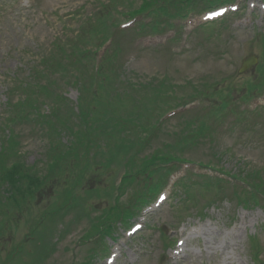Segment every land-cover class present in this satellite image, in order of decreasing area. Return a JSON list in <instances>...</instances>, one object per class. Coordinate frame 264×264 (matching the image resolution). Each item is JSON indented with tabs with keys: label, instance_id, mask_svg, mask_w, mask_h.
I'll use <instances>...</instances> for the list:
<instances>
[{
	"label": "rangeland",
	"instance_id": "1",
	"mask_svg": "<svg viewBox=\"0 0 264 264\" xmlns=\"http://www.w3.org/2000/svg\"><path fill=\"white\" fill-rule=\"evenodd\" d=\"M142 1L0 0V126L3 124L1 121L10 114L6 112L7 108L4 106L7 98L10 102L9 110L17 101L21 103V106L31 107V104L36 101L42 105H50L48 100L52 92L56 89L59 92L66 89L65 96L69 99V104L75 106L79 92L65 83L66 80L75 77L73 66L61 72L49 70L31 81L27 79L29 65H37L42 57L49 58L53 45L65 42L67 39L77 45L79 50L84 48L92 50L93 46L97 45L96 41L99 38L97 34L101 31L94 29L100 27V23L85 21L84 18L99 12L100 5H103L101 14L107 8V4L109 6L103 18V27H105L118 21L121 11L138 7ZM252 19V26L246 28H236L233 20L227 21L224 25H216L215 28L206 30L210 37L207 32L195 34L185 42L186 45L183 48L180 46L170 47V49L167 47L146 48L154 44L156 40L138 39L136 42L134 38L132 42L131 34L127 32L122 35L120 41L128 50L124 67L126 76L123 78L121 88L117 91L124 97L125 106L120 105L122 99L120 103L116 99H111L109 103L104 104L105 107L100 108L101 113H96V118L101 120L109 113L111 117L128 118L126 119L130 121L126 129L128 133L124 135L128 141H132L134 137L138 141L141 123L145 116L159 107L165 108L181 99H188L194 91H201L202 85L218 83L217 87H221V85L233 84L236 90L232 93L236 100L243 82L255 74V66L250 67L244 74L238 73L242 59L250 53L257 60L264 59V15L255 14ZM245 23H247L246 19ZM90 25L93 26L90 27ZM176 48L185 51L183 54H176ZM163 79H166V82H160ZM222 79L225 81H221ZM252 79L255 80L256 77ZM17 80L31 82L28 86L14 88ZM231 80L232 84H230ZM159 84H162V87L159 88ZM44 86H47V89ZM155 90L164 93L158 97L159 103L155 101L153 94ZM205 104L207 102L202 100L194 101L190 113L199 112L202 113L199 116L203 117L207 112ZM246 105L248 109L254 108L252 101L243 104L244 107ZM54 106L56 107L54 118L42 119L40 109L38 108L35 112V108L31 107L29 122L22 121L13 126L16 135L14 140L19 144L18 151L24 154V163L27 165L36 163L35 171L39 177L48 179L45 183L48 188L44 187L40 196L34 199V203L27 205L23 209V214L19 213V221L14 222L16 232H6L5 238L4 234L0 237V260L12 248L15 241L10 239L12 236L20 241L29 232L32 218L45 210L50 211L54 202L62 203L61 191L65 187L74 188L72 183L78 173L73 169V165L80 161L65 146H69L73 135H80L78 130L83 129L84 124L81 123L80 118L73 120V117L65 115V105L54 103ZM44 108L45 106L41 107V113ZM262 113L264 116V110ZM130 119L133 120L132 123ZM148 119L146 118V121ZM177 120L166 122L159 136L146 150L147 158L155 159V154H152L155 150L163 154L173 152L184 159L211 163L216 168H222L231 174L254 173L264 180V141L260 138L264 135V122L252 123L251 128L255 127L256 131L252 134L245 132L244 127L240 125L229 131L227 128L231 126L229 124L232 121L229 116L224 120L222 127L219 126L223 134H218L216 137L206 129L198 130L196 127H189V138L194 143L181 147L186 128L183 129L184 123ZM210 122L213 123V119ZM194 131L199 132H197L200 134L198 138L191 137ZM59 133L60 135L56 136ZM100 143L104 146L106 140L101 139ZM50 147H52L51 153L48 151ZM103 152L91 161L89 173L81 184L79 183L81 188L75 191L77 196L84 199L82 207L80 209L76 207L62 214L53 225L54 234L43 264L86 263L85 259L93 243L80 240L89 236L92 228L102 221L97 217L114 204V192L120 185L123 172L128 171V162L116 161L108 166L106 161L111 158L112 151L104 148ZM1 157L2 155L0 160ZM9 157L8 154H4V162H0L2 172L10 163ZM60 158L64 159L65 167L62 171L56 169L54 171L56 176H54L47 168L50 162ZM137 188H140L138 183L128 186L127 194L121 195L122 206L128 204ZM111 189H113V196H110ZM130 195L131 198H129ZM209 199L198 196L191 205H182L178 199L172 201L169 199L161 210L151 217L146 229L124 248V258L119 264H174L167 260L168 251L163 249L164 239L170 240L168 237L170 228L184 216L186 217L182 220V225L199 223L207 228V231L210 230V247L205 249V240L190 241L186 257L176 264H254L251 254L254 244L252 240H255L258 246L260 255L257 260L264 263V204L261 207L251 204L249 208H244L228 201L215 202L214 205L202 211L201 215V208ZM193 204L195 205L192 206ZM5 208L7 215H4L3 220L0 219V232L3 221L7 217L8 222L10 215L13 214L10 203L9 208ZM89 210L92 212L88 218H85V215L83 217V213L87 214ZM53 219L49 221L52 222ZM122 229L121 224L115 226L113 239H104L103 246L110 247L114 239L121 237ZM233 229L235 236L231 233ZM37 233L40 238H46L47 227L44 229L38 227ZM174 235L171 234V236ZM54 238H60L57 244H54ZM233 238H236L234 242ZM224 245H228V248L232 246L229 250L233 251L232 256L226 255L227 252L221 254ZM215 249L218 250L216 251L218 255L214 252ZM53 252H55L54 255ZM228 257L232 259L229 260ZM32 260V255L22 253L14 264H28ZM92 264H103V261H99L97 257Z\"/></svg>",
	"mask_w": 264,
	"mask_h": 264
},
{
	"label": "snow or ice",
	"instance_id": "2",
	"mask_svg": "<svg viewBox=\"0 0 264 264\" xmlns=\"http://www.w3.org/2000/svg\"><path fill=\"white\" fill-rule=\"evenodd\" d=\"M218 14H220V13H213L212 15H218Z\"/></svg>",
	"mask_w": 264,
	"mask_h": 264
}]
</instances>
